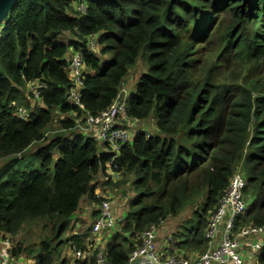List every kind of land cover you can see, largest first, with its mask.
Here are the masks:
<instances>
[{
  "label": "trees",
  "instance_id": "obj_1",
  "mask_svg": "<svg viewBox=\"0 0 264 264\" xmlns=\"http://www.w3.org/2000/svg\"><path fill=\"white\" fill-rule=\"evenodd\" d=\"M65 35L84 58L82 106L69 100ZM141 58L147 69L126 115L152 118L156 133L138 129L121 149L136 197L106 261L127 264L142 232L187 207L192 227L176 246L207 250L208 221L240 168L247 209L236 231L264 225V0H18L0 24V234L11 238V259L98 264L96 239L69 231L85 195L101 203L93 181L111 155L76 129L115 103ZM30 82L46 84L38 97ZM35 147L37 164L15 165Z\"/></svg>",
  "mask_w": 264,
  "mask_h": 264
},
{
  "label": "built area",
  "instance_id": "obj_2",
  "mask_svg": "<svg viewBox=\"0 0 264 264\" xmlns=\"http://www.w3.org/2000/svg\"><path fill=\"white\" fill-rule=\"evenodd\" d=\"M79 9L84 10V4H80ZM98 43L95 38L88 42V50L95 52ZM84 58L80 52H76L68 61L69 76L73 82V87L69 93V100L82 106L81 95L78 92V84H82L84 73ZM46 84L39 82H30L29 90L39 96L40 90L44 89ZM127 94L121 93L115 103L106 111L99 115L87 113L83 116L82 123L77 125V129L86 135L94 138L101 146L105 147V152L111 155L107 162L105 178L122 179V170L119 169L121 163V149L123 145L129 143L136 134L127 126L126 115ZM116 103L118 105L116 106ZM20 116L30 114L26 113L24 108H19ZM137 122V120H134ZM246 186L245 176L237 172L230 178L229 185L221 198L218 207L210 217L205 231V238L209 242L208 249L198 257L189 258L181 253L168 256L162 259L157 240L158 225H152L141 234V244L134 249L128 258L127 264H254L251 260L264 248V241L250 242L253 236L264 234V225H248L239 231H236V219L247 209V202L244 196ZM122 222V221H121ZM120 222V223H121ZM117 223L115 214L112 211L111 200L104 198L100 203V213L93 225V232L99 233L108 227H114ZM250 246V260L243 256L242 248ZM12 248L10 236L3 237L0 234V264H17L9 254ZM76 258H84L85 255L77 250ZM98 264H109L106 261L104 251L98 254Z\"/></svg>",
  "mask_w": 264,
  "mask_h": 264
},
{
  "label": "crops",
  "instance_id": "obj_3",
  "mask_svg": "<svg viewBox=\"0 0 264 264\" xmlns=\"http://www.w3.org/2000/svg\"><path fill=\"white\" fill-rule=\"evenodd\" d=\"M72 42H74V40H72ZM72 42L70 41L66 43L72 46L70 48V52L68 56L66 57L67 61H69V59L76 52H80V51H75ZM97 51L98 49L95 51V53ZM84 70H86V67H84ZM144 72L145 71H143L142 74ZM142 74L140 75V78L137 81L138 85H139ZM138 85L135 88L136 90L138 88ZM78 86H79L78 92L81 93L82 84H78ZM135 89H131V92L129 91V93L136 91ZM127 98H128V95H127ZM146 121H148V119L144 121H137V122L143 123ZM133 122L134 120H128L127 126L131 127ZM76 130L79 133H81L78 129ZM144 130L147 131L146 128H144ZM101 150L102 152H105V147L102 146ZM4 163H6V161H2L0 166H2ZM122 174H123L122 179L120 181H117L112 178L107 180L105 178V173L101 172L93 181V185L95 187V193L98 198H103V199L107 198L109 200H111V198H114V200H111L112 211L114 212L115 218L117 220V223L114 227L105 228L97 234L93 232V225L95 223L96 218L98 217L100 213V206L99 208L96 207V203H99V202H95L94 198L91 195H85L82 198L81 203H80V208H79L80 216L76 220L72 221V229H73L72 234L83 236V238L86 240H91L92 237H94L97 241V244L102 248L103 251H106V247H107L106 244L110 240V237L113 236V234L116 233L117 231H120V227H121L120 222L124 221L126 217L128 216V207H129L130 201H132L136 197L134 184L137 181V176L135 174H130L124 178V172H122ZM246 185H247V181H246ZM123 189L127 191L125 192ZM188 210H191V213H193V209L191 207H187L179 215H177L176 217H173L172 219L179 217L182 213L188 214L187 213ZM191 219H192V216L189 218V220ZM169 220L167 219V221H163L160 225H158L157 240H158V246H159V250H160L159 252H160L161 258L165 259L168 256L174 255V252L176 253L177 251H180L183 256H186L189 258L200 256L201 254L200 252H187L186 250H183L182 248H179L178 246H176V244H178L180 241L184 240L185 238L181 239L178 237V233H177L178 229L172 226ZM191 227H192V221H191ZM166 228H168V230H166ZM249 241L250 242L264 241V234L253 236ZM66 254L68 257L74 256L72 251H69V252L67 251ZM242 254L244 257L250 260V257H251L250 246L245 245L242 248ZM253 258L251 260L254 262ZM12 260L15 261L17 264H35V261L29 259L27 256H20Z\"/></svg>",
  "mask_w": 264,
  "mask_h": 264
},
{
  "label": "rangeland",
  "instance_id": "obj_4",
  "mask_svg": "<svg viewBox=\"0 0 264 264\" xmlns=\"http://www.w3.org/2000/svg\"><path fill=\"white\" fill-rule=\"evenodd\" d=\"M84 9H85V7H84ZM57 40L60 43L66 44V43L70 42V36L69 35H65V37L61 36ZM74 49H75V47H74ZM97 49L100 50V46ZM101 57H103V55H101ZM107 58L108 57H105V59H107ZM146 69H147V67H146V64L144 62V59L141 58L140 61L131 69V71H130L127 79H126V82H125V85L123 87L122 93L127 94V93H129V91L131 92V89H135L137 87V85H138L137 81L140 78V75L142 74L143 71H146ZM136 83H137V85H136ZM129 94H127V95L129 96ZM37 104L39 106H42L41 102H38V101H36L34 99L31 106L35 107V105H37ZM56 124H55L54 128H57ZM155 125H156L155 124V120H153L152 118H149L148 121L143 122V123H141V122H133V124H132V126L130 128L133 131H135V132L138 129L146 128L148 133L153 134V133H156V126ZM36 150H37V147L32 149V151H29L27 153L26 158L20 159L17 163H15V165L23 164V163H29L30 166H33L34 163L37 164L39 161L37 160V156H34V152ZM29 159H31V161H29ZM240 170L242 171V173H244L242 168H240ZM98 190H99V188H98ZM123 190L125 192L127 191L125 189H123ZM111 200H114V198H111ZM99 206H100L99 203H96V207L99 208ZM79 211H80V209L72 217L73 221L76 220L80 216ZM187 213L188 214L182 213L179 217L174 218V219L169 218L171 220L168 219L171 222L170 224L178 229V232H177L178 233V237L181 238V239H184L186 237V233L189 231V229L191 227V220H189V218L192 216L191 210H188ZM166 230H168V228H166ZM72 231H73V229L69 231V235H71L73 233ZM253 260L256 261L257 258H253Z\"/></svg>",
  "mask_w": 264,
  "mask_h": 264
},
{
  "label": "water",
  "instance_id": "obj_5",
  "mask_svg": "<svg viewBox=\"0 0 264 264\" xmlns=\"http://www.w3.org/2000/svg\"><path fill=\"white\" fill-rule=\"evenodd\" d=\"M18 0H0V24L8 17L10 10ZM118 103H116V106Z\"/></svg>",
  "mask_w": 264,
  "mask_h": 264
}]
</instances>
